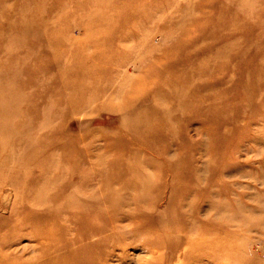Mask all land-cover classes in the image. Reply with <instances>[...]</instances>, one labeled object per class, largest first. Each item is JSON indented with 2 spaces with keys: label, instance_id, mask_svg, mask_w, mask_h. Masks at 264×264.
Returning a JSON list of instances; mask_svg holds the SVG:
<instances>
[{
  "label": "rangeland",
  "instance_id": "obj_1",
  "mask_svg": "<svg viewBox=\"0 0 264 264\" xmlns=\"http://www.w3.org/2000/svg\"><path fill=\"white\" fill-rule=\"evenodd\" d=\"M0 264H264V0H0Z\"/></svg>",
  "mask_w": 264,
  "mask_h": 264
}]
</instances>
